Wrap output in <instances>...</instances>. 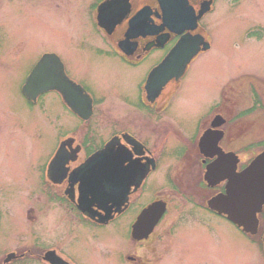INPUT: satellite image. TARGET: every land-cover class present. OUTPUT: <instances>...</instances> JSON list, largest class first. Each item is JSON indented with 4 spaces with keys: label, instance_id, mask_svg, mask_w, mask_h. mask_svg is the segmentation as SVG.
<instances>
[{
    "label": "flooded vegetation",
    "instance_id": "obj_1",
    "mask_svg": "<svg viewBox=\"0 0 264 264\" xmlns=\"http://www.w3.org/2000/svg\"><path fill=\"white\" fill-rule=\"evenodd\" d=\"M37 1L40 7L45 3V0H0V27L5 25L11 36L21 21L22 10L28 3L35 7ZM222 1L231 6L241 0L50 1L55 9L66 6L68 20L94 28L99 39L87 45L96 52L93 62H87L92 74L77 63L76 68L85 76L78 75L56 51L41 52L27 73L28 76L44 54L58 55L67 75L92 98L91 109L84 95L77 91L73 106L79 112L63 100L58 90L32 102L20 87L30 108L37 107L38 114L45 111L43 99L50 93L55 94L64 113L55 116L60 137L43 166L44 191L37 199L48 209L59 211L62 221L68 223L65 230L77 222L94 231L110 228L120 221L131 222L129 239L121 249L122 264H154L161 259L156 245L165 240L166 255L173 256L178 233H188L189 226L196 230L210 229L220 221L245 238L251 244L248 253L257 256L260 264L264 263V192L261 189L264 182L255 181L248 173L253 160L264 152V61L263 70L254 68L247 75L229 78L211 99L200 102L196 110L173 100L192 64L213 49L209 18ZM100 5H103L101 11ZM99 13L108 30L100 25ZM246 34L264 38L261 36L264 24L255 23ZM185 35L200 36L210 47L204 50L201 44V50L180 77L168 79L166 75H171L172 70L159 73L149 93L150 73ZM2 40L0 35V56L6 51L7 61L19 60L27 46L24 38L14 37L4 49ZM110 66L113 75L101 73ZM118 66L131 76H123L130 79L124 85L128 89L118 85L122 74L121 70L114 69ZM144 67L147 68L143 70ZM164 79L168 80L164 82ZM162 82L165 84L158 91L155 84ZM111 143L112 149L101 157L95 156ZM56 155L59 159L50 174L48 164ZM86 162L88 166L82 167ZM254 185L255 195L261 196L262 208L257 213L256 230L252 226L253 230L247 231L232 221L226 210L238 211L246 217L249 205L254 202ZM222 198L224 204L220 203ZM212 200L214 208L210 205ZM81 204L90 205L95 217L84 214ZM156 204L164 208L158 223L146 238H133V224ZM32 211L30 208L26 212L33 221L36 216L30 215ZM100 217H107V222H98ZM151 220L152 217L145 219ZM45 242L46 245L30 244L7 250L0 264H22L21 261L29 258L50 264L44 259L50 250L77 264L59 240ZM182 249L185 254L192 248L183 246ZM151 253L157 255L156 259L148 258ZM10 254L13 256L9 257ZM182 254L178 258L182 259Z\"/></svg>",
    "mask_w": 264,
    "mask_h": 264
},
{
    "label": "rangeland",
    "instance_id": "obj_2",
    "mask_svg": "<svg viewBox=\"0 0 264 264\" xmlns=\"http://www.w3.org/2000/svg\"><path fill=\"white\" fill-rule=\"evenodd\" d=\"M50 1L45 0L41 7L38 6L40 1L35 7L28 3L11 36L5 25L0 27L2 49L16 36H22L27 45L19 60L7 61L6 51L0 56V262L7 250L30 244L46 245L45 240L51 239L59 240L77 264H122L121 249L129 239L131 222L120 221L97 231L77 222L65 230L68 223L62 221L59 211L52 207L48 209L37 199L44 191L43 166L60 137L55 116L64 113L55 94L50 93L43 99L45 111L38 114L37 107L30 108L20 87L30 66L43 51L60 52L68 67L78 75L85 76L76 68L77 63L92 74L87 62H93L96 52L87 45L89 41L99 39L94 28H86L75 20L69 21L66 6L55 9ZM255 23L264 24V0H241L231 6L222 1L209 18L213 49L192 64L173 100L196 110L200 102L211 99L229 78L247 75L254 68L261 71L264 38L246 34ZM114 69L122 71L121 84H117L128 89L124 86L128 78L123 76L129 72L120 66ZM103 71L101 73L105 75H113L112 66ZM97 74L102 78V74ZM71 122L74 121L71 119ZM30 208L34 209L30 215H35L37 221L28 219L26 211ZM189 229L188 233H178L173 256L166 255V240L156 245L161 259L159 257L154 264L261 262L257 256L248 253L251 244L223 221L216 222L210 229L199 227L197 231L190 226ZM183 246L192 249L182 254ZM180 252L182 259L178 258ZM151 254L148 258L157 256ZM21 263L45 264L37 258L25 259Z\"/></svg>",
    "mask_w": 264,
    "mask_h": 264
},
{
    "label": "water",
    "instance_id": "obj_3",
    "mask_svg": "<svg viewBox=\"0 0 264 264\" xmlns=\"http://www.w3.org/2000/svg\"><path fill=\"white\" fill-rule=\"evenodd\" d=\"M103 8V5L100 6L99 10L101 11ZM99 21L100 25L103 26L105 29L108 30V26L102 24L101 21V14L99 15ZM136 22V19L134 21V24ZM132 26V25H131ZM134 28H132L133 30ZM203 44V49H207L209 47L208 42H204L203 38L200 36H183L180 41L177 43V45L170 51V53L164 58V60L159 64V66L154 69L149 77H148V83H147V89L149 93H152V87L154 86L155 79H158V74L163 72H168L169 70H172V74L166 75L168 79L171 76L180 77L182 74H184L188 63L196 56L199 51L201 50L200 45ZM173 69L176 71L173 72ZM168 79H164V82ZM157 83L156 88L157 90H161V87L165 84ZM52 90H58L63 100L71 105L77 112L79 110L73 106V96L74 92L77 91L78 93H82L85 97L86 102H88V109H91V97L85 92V90L75 82H73L65 73L64 65L60 59V57L53 53H47L44 54V56L39 60V62L34 66L30 74L28 75L26 82L24 83L22 87L23 94L28 97L30 100L37 101L38 96L41 94L52 91ZM87 112V111H85ZM86 118V117H85ZM113 143L109 144L105 149L100 150L95 155L96 157H101L103 153L106 151L112 149ZM59 159V156L56 155L49 164V173L52 172V169L56 166L57 161ZM88 166V162L84 163L82 167ZM248 173L252 174L255 181H263L264 182V152H262L256 159L253 160L252 164L250 165L248 169ZM51 174V173H50ZM256 184V182H254ZM256 185L253 186V193L254 195L253 200L254 202L249 205V212H247V216L244 217L240 214L238 211H228L226 210V213L228 214V217L234 221L237 225L240 227H243L244 230L250 231L253 230L251 228L254 227V230H256L257 227V213L261 210L262 205L259 203V199L261 198L255 195L257 188H255ZM264 192V188H261ZM260 192V191H258ZM261 195V194H260ZM256 199V200H255ZM216 201V200H215ZM224 199H220V203L224 204ZM210 205L212 208H214V201L212 200L210 202ZM158 206V205H157ZM156 206V207H157ZM79 207L82 209V211L90 216L91 218L95 217V214L90 209V205H79ZM248 207V205H247ZM154 206L148 208L147 210L142 213L139 220L133 225L132 235L135 238H142L143 236H146L147 233H149L157 220L160 218L161 214L163 213V207H157L156 213L153 212ZM245 215V214H244ZM152 220L149 221L148 227L143 229L145 226V223L143 222L145 218L151 217ZM243 217V218H242ZM107 217L99 218V222H107ZM147 222V221H146ZM144 230L145 233L139 234L140 231ZM10 256H13V254H10ZM45 259L48 260L51 264H70L67 261H65L63 258L58 256L54 251H48L45 255Z\"/></svg>",
    "mask_w": 264,
    "mask_h": 264
}]
</instances>
